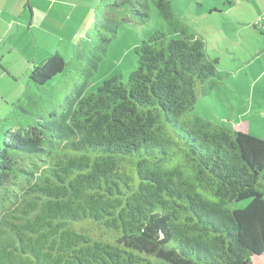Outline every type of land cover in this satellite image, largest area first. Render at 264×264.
<instances>
[{
	"label": "trees",
	"instance_id": "obj_1",
	"mask_svg": "<svg viewBox=\"0 0 264 264\" xmlns=\"http://www.w3.org/2000/svg\"><path fill=\"white\" fill-rule=\"evenodd\" d=\"M150 2L177 36L153 31L127 77L87 91L118 27L148 22ZM104 5L94 35L70 61L32 66L0 119V264L264 261V138L193 113L225 76L217 59L169 0Z\"/></svg>",
	"mask_w": 264,
	"mask_h": 264
},
{
	"label": "rangeland",
	"instance_id": "obj_2",
	"mask_svg": "<svg viewBox=\"0 0 264 264\" xmlns=\"http://www.w3.org/2000/svg\"><path fill=\"white\" fill-rule=\"evenodd\" d=\"M169 1L178 18L204 39L209 56L217 59L216 68L225 74L220 79V84L207 95L198 92L193 113L231 129L264 138V0ZM68 4L74 5L81 13L82 27L77 35L93 36L96 12L105 9L104 0H69ZM56 6L59 7L60 4ZM60 8L63 10L60 18L66 21V28L76 23V20L64 17V10L71 8L69 5L61 4ZM148 12V22H126L118 27L117 35L110 41L87 91H94L103 79L112 75L127 77L137 66L135 47L153 31L161 30L170 37L177 36L160 17L152 2ZM72 29L75 28H70L71 35ZM3 37L6 39L0 42L1 120L8 114L11 103L16 99V89L19 96L30 81L31 67L41 64L54 53L60 54L65 61H70L73 47L70 42L66 46L57 45L59 35L51 38L43 36L44 46L41 40L35 44L31 31L12 40L9 33H4ZM81 37L77 36L74 44ZM2 56L4 57L1 58ZM58 79L59 75L50 81L51 84L56 85ZM4 130V122L0 121V145ZM245 203L243 200L232 206L240 207ZM252 263L264 264V261L260 256H255Z\"/></svg>",
	"mask_w": 264,
	"mask_h": 264
},
{
	"label": "crops",
	"instance_id": "obj_3",
	"mask_svg": "<svg viewBox=\"0 0 264 264\" xmlns=\"http://www.w3.org/2000/svg\"><path fill=\"white\" fill-rule=\"evenodd\" d=\"M67 2L69 3V0H0V42L6 39L3 37L4 33H9L12 40L26 34L27 31H31L35 44L41 40L42 46H44L43 36L48 35L51 38V36L59 35V38L56 39L57 45L64 44L66 46L69 42L74 45L77 36L79 38L82 36V34L77 35L80 32L79 28L82 27L80 25L81 13L75 9L74 5ZM56 4H60V6L58 7ZM61 4H67L71 7L64 10L66 13L64 17L67 20H76V23L68 28H66V21H62L60 18L63 13L62 8H60ZM80 11L84 12V10ZM70 28H75L71 30L72 35L69 33ZM11 50L13 51V47ZM15 93L14 96L17 98L19 94H17V89ZM1 98L3 99L4 96Z\"/></svg>",
	"mask_w": 264,
	"mask_h": 264
}]
</instances>
